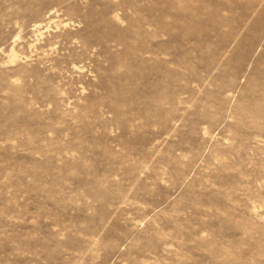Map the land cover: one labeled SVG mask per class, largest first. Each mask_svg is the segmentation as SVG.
<instances>
[{"label": "rangeland", "instance_id": "rangeland-1", "mask_svg": "<svg viewBox=\"0 0 264 264\" xmlns=\"http://www.w3.org/2000/svg\"><path fill=\"white\" fill-rule=\"evenodd\" d=\"M0 264H264V0H0Z\"/></svg>", "mask_w": 264, "mask_h": 264}]
</instances>
